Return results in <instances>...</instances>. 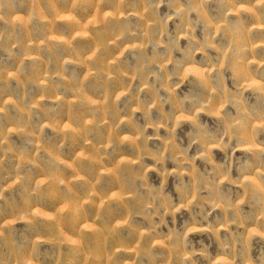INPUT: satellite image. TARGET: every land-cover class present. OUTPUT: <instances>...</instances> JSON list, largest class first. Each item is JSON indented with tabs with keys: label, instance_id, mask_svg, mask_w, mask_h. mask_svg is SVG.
<instances>
[{
	"label": "rangeland",
	"instance_id": "rangeland-1",
	"mask_svg": "<svg viewBox=\"0 0 264 264\" xmlns=\"http://www.w3.org/2000/svg\"><path fill=\"white\" fill-rule=\"evenodd\" d=\"M0 264H264V0H0Z\"/></svg>",
	"mask_w": 264,
	"mask_h": 264
}]
</instances>
